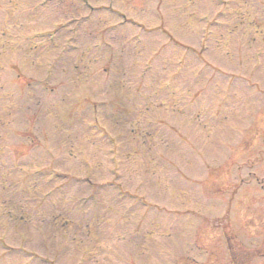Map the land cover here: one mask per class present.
<instances>
[{
  "label": "rangeland",
  "instance_id": "1",
  "mask_svg": "<svg viewBox=\"0 0 264 264\" xmlns=\"http://www.w3.org/2000/svg\"><path fill=\"white\" fill-rule=\"evenodd\" d=\"M0 243L264 264V0H0Z\"/></svg>",
  "mask_w": 264,
  "mask_h": 264
}]
</instances>
